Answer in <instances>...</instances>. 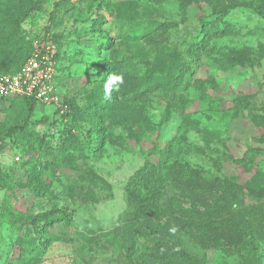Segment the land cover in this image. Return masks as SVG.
<instances>
[{
  "label": "rangeland",
  "instance_id": "obj_1",
  "mask_svg": "<svg viewBox=\"0 0 264 264\" xmlns=\"http://www.w3.org/2000/svg\"><path fill=\"white\" fill-rule=\"evenodd\" d=\"M31 1L0 0V71L50 47L63 109L0 101V264H150L151 229L183 233L194 218L190 169L241 174L246 188L237 160L264 163V0ZM110 74L124 82L106 98ZM146 166L157 171L137 184ZM254 236L240 254L232 236L186 248L203 264H264Z\"/></svg>",
  "mask_w": 264,
  "mask_h": 264
},
{
  "label": "trees",
  "instance_id": "obj_2",
  "mask_svg": "<svg viewBox=\"0 0 264 264\" xmlns=\"http://www.w3.org/2000/svg\"><path fill=\"white\" fill-rule=\"evenodd\" d=\"M44 2L45 0L31 1L29 3V7L31 9L40 10ZM30 52L14 68L6 71H0V74L16 72L24 60L28 57ZM56 56L57 53H55L54 56L55 60ZM15 97H20L27 101L29 104L28 114L31 113L34 106L42 104L34 97ZM99 104L103 109H106L108 106L107 100H103ZM59 109L62 110L63 108L56 107L55 110L58 111ZM28 116L29 115H27L21 124L11 126L9 130H24L28 125ZM93 128H95L93 130H97L99 128V122H95ZM200 128L202 129V127ZM76 145V139L71 136L66 145H63L61 150H59V153H61L63 156L69 157V155H71V150L78 151V146ZM262 162L263 161L253 163L252 161H244V159L237 160L236 164L242 169V173L248 174L246 180H249V186L247 184L246 188H243L242 185L238 184L241 174H223L221 175L222 177H216L212 175L213 171H211V168H204V165L202 164L190 169V173H193L195 177L194 182L188 180L185 186H183L185 189L182 190L187 191L193 188L198 192L192 199L190 207L195 211L193 214L194 218H188L187 220L182 221V229L184 232H176L182 239L176 238V234L170 232L171 227H169L167 231L164 230L160 232L155 228L151 229L149 235L151 237L152 246L148 249L147 253L149 263L203 264L201 257H203L204 254L202 251L194 252L189 250L186 248L187 244L188 242L193 244L202 243L217 236L224 239L225 241L228 240L227 237L232 236V238L236 240L235 245L239 247L235 250L236 252L240 251V248L242 249V245L240 246L242 240H244L243 245L246 246V248H243L242 250H257L259 244L255 239L254 233L256 231H264L263 225H261L260 229V227L253 221V218L257 214H264V200H262L263 198L261 199L260 197L264 193V185H258L255 183L257 179L264 177V163ZM70 165L73 164L70 163ZM149 167L150 166H146L144 169L139 170L136 178L137 184H143L145 182L151 181L150 179L152 178L153 174L156 173L157 167L151 166L152 169L148 171L147 169ZM184 175L186 178H188L186 173ZM217 187H231L235 189L231 190V192L233 191L231 193L232 195L225 197H215L212 192L215 191ZM237 188H239V192L236 191ZM153 190V196L159 197V191H157L156 188ZM154 194H157V196ZM246 226H248V229L246 230L248 235L245 238V235L239 233L246 229ZM229 228H232L234 231H231ZM237 254H240V252ZM22 256L23 258H26L28 257V253L24 251Z\"/></svg>",
  "mask_w": 264,
  "mask_h": 264
},
{
  "label": "built area",
  "instance_id": "obj_3",
  "mask_svg": "<svg viewBox=\"0 0 264 264\" xmlns=\"http://www.w3.org/2000/svg\"><path fill=\"white\" fill-rule=\"evenodd\" d=\"M50 47L34 48L14 73L0 74V101L12 96L34 97L45 105L62 107L55 90V58Z\"/></svg>",
  "mask_w": 264,
  "mask_h": 264
},
{
  "label": "clouds",
  "instance_id": "obj_4",
  "mask_svg": "<svg viewBox=\"0 0 264 264\" xmlns=\"http://www.w3.org/2000/svg\"><path fill=\"white\" fill-rule=\"evenodd\" d=\"M124 82V78L122 74H110L108 81L104 84V94L105 97H109L111 94V91L113 90V86H119ZM177 231V228L175 226L170 228V232L175 233Z\"/></svg>",
  "mask_w": 264,
  "mask_h": 264
}]
</instances>
